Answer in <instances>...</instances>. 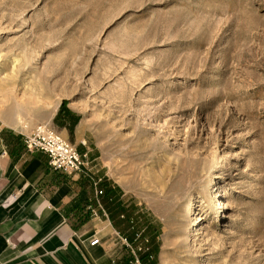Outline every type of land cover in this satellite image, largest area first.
Masks as SVG:
<instances>
[{
    "label": "rangeland",
    "instance_id": "rangeland-1",
    "mask_svg": "<svg viewBox=\"0 0 264 264\" xmlns=\"http://www.w3.org/2000/svg\"><path fill=\"white\" fill-rule=\"evenodd\" d=\"M2 108L88 151L142 264H264V0H0Z\"/></svg>",
    "mask_w": 264,
    "mask_h": 264
},
{
    "label": "crops",
    "instance_id": "crops-1",
    "mask_svg": "<svg viewBox=\"0 0 264 264\" xmlns=\"http://www.w3.org/2000/svg\"><path fill=\"white\" fill-rule=\"evenodd\" d=\"M59 111L60 103L48 121ZM23 118L20 110L0 109V264H123L120 235H134L133 217L109 207L107 184L94 185L88 151L77 148L87 154L84 174L53 169L44 151L27 148ZM95 237L100 242L92 245Z\"/></svg>",
    "mask_w": 264,
    "mask_h": 264
},
{
    "label": "built area",
    "instance_id": "built-area-1",
    "mask_svg": "<svg viewBox=\"0 0 264 264\" xmlns=\"http://www.w3.org/2000/svg\"><path fill=\"white\" fill-rule=\"evenodd\" d=\"M25 144L29 150L38 149L44 151L48 155L50 166L55 170H61L68 174H84L86 171L87 154L80 153L69 139L47 123L35 125L30 133L25 136ZM94 185L98 186V182L95 180ZM97 194L102 195L103 189L99 188ZM120 238L133 253V258L129 264H142L137 253L142 247H135L126 238ZM99 242L100 239L98 237L91 240L92 245Z\"/></svg>",
    "mask_w": 264,
    "mask_h": 264
},
{
    "label": "bare ground",
    "instance_id": "bare-ground-1",
    "mask_svg": "<svg viewBox=\"0 0 264 264\" xmlns=\"http://www.w3.org/2000/svg\"><path fill=\"white\" fill-rule=\"evenodd\" d=\"M221 207V204L218 206V209ZM186 208L190 210V223H191V227L193 228L196 224V220L197 216H196V212H195V198H191L190 202L186 205ZM219 213H215L214 216L218 215Z\"/></svg>",
    "mask_w": 264,
    "mask_h": 264
},
{
    "label": "trees",
    "instance_id": "trees-1",
    "mask_svg": "<svg viewBox=\"0 0 264 264\" xmlns=\"http://www.w3.org/2000/svg\"><path fill=\"white\" fill-rule=\"evenodd\" d=\"M62 104L64 105V104H65V101H64ZM65 112H67V114H70V115H71V112L66 111V110H65ZM58 119H59V114H58L57 117L55 118V121H57L59 124H61V123L58 121ZM69 130L71 131V130H72V127H69ZM142 258H143L144 261H149V260H150V259L148 258V254H147V253H145V254L142 256ZM128 259H129V258H128ZM128 259H127V258L124 259L123 264H124L125 262H127Z\"/></svg>",
    "mask_w": 264,
    "mask_h": 264
}]
</instances>
